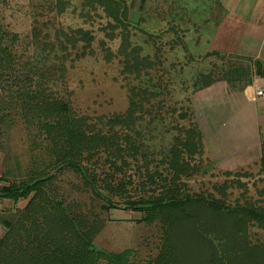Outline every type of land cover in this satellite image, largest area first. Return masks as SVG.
Masks as SVG:
<instances>
[{"label":"rangeland","instance_id":"1","mask_svg":"<svg viewBox=\"0 0 264 264\" xmlns=\"http://www.w3.org/2000/svg\"><path fill=\"white\" fill-rule=\"evenodd\" d=\"M132 1L0 0V26L10 36H17L20 54H50L51 59L54 53L62 56V51H44L42 47L56 42L58 36L66 38L60 31L90 32V43L80 41L77 49L68 48L71 56L66 62V85L59 87L78 113H124L130 109L132 97L139 101L147 90L144 106L156 117L154 141L149 140L156 145V164L151 165V171H159L162 178L157 174L155 182L145 189L137 170L144 163L141 156L140 162L133 161L120 176L125 183L123 188L109 180L105 184L97 180L93 185L86 180L93 176L94 167L90 164H83L82 172L69 164H51L46 154L47 142L39 135L37 125H29L17 113L0 122V186L15 185L26 191L41 187L42 195L53 199V206L71 204L70 214L84 211L89 218L96 219L99 233L93 248L100 257L98 264H163L169 228L160 212L152 205L134 208L127 203H154L163 198V178L172 182L175 170L165 158L174 147L182 150L181 162L190 170L178 181L184 193L222 199L231 207L247 203L264 207V127L261 151L245 155L238 152L239 146L230 151L223 148L220 139H210L216 134L207 119L198 122L202 128L198 130L194 126L196 117L191 114L194 93L217 73L210 70L208 74L207 69L201 74L199 66L170 60L168 41L156 37V0H140V14L136 18L130 8L137 3ZM199 2L187 0L190 6ZM143 114L148 122L150 116L146 111ZM188 141L191 144L185 146ZM218 146L221 149L217 150ZM38 193L30 191L17 202L0 193V238ZM246 233L250 244L264 246L263 228L251 225ZM114 255L124 257L118 261ZM206 259L204 251L189 252L183 264H205Z\"/></svg>","mask_w":264,"mask_h":264},{"label":"trees","instance_id":"2","mask_svg":"<svg viewBox=\"0 0 264 264\" xmlns=\"http://www.w3.org/2000/svg\"><path fill=\"white\" fill-rule=\"evenodd\" d=\"M60 32L66 38L58 36L56 42L42 45L44 51L65 53L62 56L54 53L51 59L50 54L44 57L20 54L17 36H10L0 26V122L17 113L29 125H37L39 135L47 142L46 154L51 164H69L80 172L83 164H90L94 167L93 176L86 180L93 185L97 180L104 184L109 180L123 188L125 183L120 176L133 161L140 162L141 156L144 163L137 170L144 180L142 189L147 188V184L155 182L157 174L162 178L159 171H151V165L156 164V145L149 140L154 141L156 117H152L151 109H145L148 96L143 95L147 90L139 101L132 97L130 109L124 113L100 116L78 113L59 87L66 85V62L71 56L68 48L77 49L80 41L88 44L92 36L83 29L71 30V34ZM145 111L150 116L148 122ZM166 156L165 160L175 170L172 182L163 178L166 189L163 198L154 203L144 200L127 203L134 208L152 205L160 212L169 228L163 264H183L189 252L202 251L207 257L205 264H264V246L250 244L246 233L251 225L264 229V207L254 203L231 207L222 199L184 193L178 181L190 170L181 162L182 150L174 147ZM23 188L0 186L2 196L16 202L30 191H39L38 197L28 203L0 238V264H98L100 257L93 248L99 233L98 221L84 211L70 214L71 204L53 206V199L45 198L41 187L27 191ZM122 257L114 255L118 261Z\"/></svg>","mask_w":264,"mask_h":264},{"label":"crops","instance_id":"3","mask_svg":"<svg viewBox=\"0 0 264 264\" xmlns=\"http://www.w3.org/2000/svg\"><path fill=\"white\" fill-rule=\"evenodd\" d=\"M139 1H132V17L140 14ZM199 1L156 0V37L168 41L170 60L217 73L194 93V126L201 130L198 122L207 119L216 134L210 139L255 154L264 127V99L255 97L264 87V0Z\"/></svg>","mask_w":264,"mask_h":264},{"label":"built area","instance_id":"4","mask_svg":"<svg viewBox=\"0 0 264 264\" xmlns=\"http://www.w3.org/2000/svg\"><path fill=\"white\" fill-rule=\"evenodd\" d=\"M255 97L264 99V87L256 89Z\"/></svg>","mask_w":264,"mask_h":264},{"label":"water","instance_id":"5","mask_svg":"<svg viewBox=\"0 0 264 264\" xmlns=\"http://www.w3.org/2000/svg\"><path fill=\"white\" fill-rule=\"evenodd\" d=\"M248 94L249 96H251V89H248Z\"/></svg>","mask_w":264,"mask_h":264}]
</instances>
